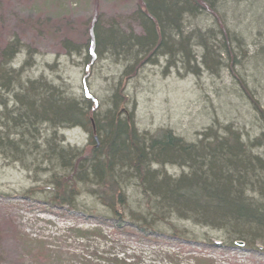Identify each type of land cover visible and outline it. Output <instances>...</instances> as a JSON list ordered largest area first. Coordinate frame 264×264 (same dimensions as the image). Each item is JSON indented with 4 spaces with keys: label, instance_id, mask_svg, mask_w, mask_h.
<instances>
[{
    "label": "trees",
    "instance_id": "1",
    "mask_svg": "<svg viewBox=\"0 0 264 264\" xmlns=\"http://www.w3.org/2000/svg\"><path fill=\"white\" fill-rule=\"evenodd\" d=\"M133 18L140 32L96 20L85 44L67 43L87 66L109 58L126 64L105 110L86 85L76 99L46 79H24L28 61L12 68L23 50L19 39L3 48L0 155L28 170V164H46L53 208L74 211L86 195L103 208L87 211L99 223L141 233L167 223L179 238L184 232L170 224L177 220L264 255V0H138ZM161 59L167 69L225 75L232 87L217 96L233 90L244 105L224 101L228 110L221 107L194 142L168 129L140 133L133 118H120L127 102L121 85ZM72 128L92 135L91 151L64 145L59 131ZM166 167L181 172L171 175ZM132 186L142 194L137 210L129 206Z\"/></svg>",
    "mask_w": 264,
    "mask_h": 264
},
{
    "label": "rangeland",
    "instance_id": "2",
    "mask_svg": "<svg viewBox=\"0 0 264 264\" xmlns=\"http://www.w3.org/2000/svg\"><path fill=\"white\" fill-rule=\"evenodd\" d=\"M137 4L138 0H0V52L19 39L23 50L12 68L19 70L28 61L24 79H46L76 99L83 97L86 85L105 110L126 64L109 58L87 66L84 54L75 53L67 43L85 44L96 20L102 24L115 20L125 32H140L133 18ZM231 85L225 75L187 74L167 69L161 59L123 80L127 102L120 118H133L140 133L168 129L194 142L221 107L228 110L224 101L244 105L233 90L230 96H217ZM2 111L0 105V116ZM59 137L74 149L93 148L92 135L81 128L60 130ZM100 143L98 139L96 147ZM28 165L32 170L0 155V264H119L116 259L133 264H264L262 254L225 245L221 233L177 220L170 224L184 232L179 238L172 236L167 223L142 233L117 229L111 221L99 223L87 211L95 208L102 213L103 208L86 195L77 200L74 211L53 208L47 196L46 164ZM165 171L181 172L176 167ZM127 194L129 206L137 210L141 192L132 186Z\"/></svg>",
    "mask_w": 264,
    "mask_h": 264
},
{
    "label": "bare ground",
    "instance_id": "3",
    "mask_svg": "<svg viewBox=\"0 0 264 264\" xmlns=\"http://www.w3.org/2000/svg\"><path fill=\"white\" fill-rule=\"evenodd\" d=\"M93 138H94V141L96 142V144L98 143V137L95 135V136H93Z\"/></svg>",
    "mask_w": 264,
    "mask_h": 264
}]
</instances>
